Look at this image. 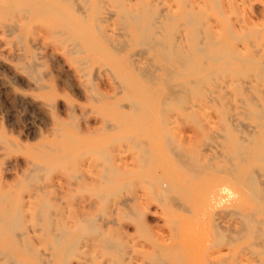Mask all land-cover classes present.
Returning a JSON list of instances; mask_svg holds the SVG:
<instances>
[{"label":"rangeland","instance_id":"1","mask_svg":"<svg viewBox=\"0 0 264 264\" xmlns=\"http://www.w3.org/2000/svg\"><path fill=\"white\" fill-rule=\"evenodd\" d=\"M216 1L0 0V264H264V0Z\"/></svg>","mask_w":264,"mask_h":264},{"label":"bare ground","instance_id":"2","mask_svg":"<svg viewBox=\"0 0 264 264\" xmlns=\"http://www.w3.org/2000/svg\"><path fill=\"white\" fill-rule=\"evenodd\" d=\"M215 2H217V1L215 0ZM152 5H153V4H152ZM216 6H217V4H216ZM148 12H150V11H148ZM126 13H127V11H126ZM129 13H131V12H129ZM129 13H128L127 15H128V17L131 19V17L129 16V15H131V14H129ZM146 14H147V13H146ZM150 14H151V13H150ZM161 14H162V13H161ZM139 15L141 16V13H139ZM131 16H132V15H131ZM133 16L135 17L136 14H134ZM133 16H132V17H133ZM150 16H151V15H150ZM136 18H138V15H137ZM140 18H141V17H140ZM167 18H168V17H167ZM189 18H190V17H189ZM132 19H134V18H132ZM169 19H170V18H169ZM192 19H194V18H192ZM140 20H141V19H140ZM144 20H145V19H144ZM152 20H153V19H152ZM154 20H155V19H154ZM186 20H187V19H186ZM155 21H156V20H155ZM192 21H194V20H191V22H192ZM137 22H138V20L136 21V23H137ZM139 22H140V21H139ZM157 22H158V21H157ZM157 22H156V23H157ZM164 22H165V21H164ZM187 22L191 23L190 20L187 21ZM147 23H148V22H147ZM152 23L155 24L153 21H152ZM158 23H159V22H158ZM160 23H161V22H160ZM124 24H125V23H124ZM126 24H128V23H126ZM139 24H140V23H139ZM150 25H152V24H150ZM156 25H157V24H156ZM195 25H196V24H195ZM195 25H194V26H195ZM127 26H128V25H127ZM139 26H140V25H139ZM152 26H153V25H152ZM160 26H161V25H160ZM196 26H198V25H196ZM153 27H154V26H153ZM155 28L158 29L157 26H156ZM138 29H140V27H138ZM201 29H203V28H201ZM146 30H147V28H146ZM154 31H155V30H153V33H154ZM198 32H199V31H198ZM148 33H149V32H148ZM148 33H147V34H148ZM161 33H162V32H161ZM247 33H248V32H247ZM166 34H167V33H166ZM201 34H202V33H201ZM151 35H153V34H151ZM251 35H252V34H251ZM149 36H150V35H149ZM163 36H164V35H163ZM200 36H201V35H200ZM145 37H146V36H145ZM150 37H151V36H150ZM143 38H144V37H143ZM153 38H154V37H153ZM158 38H159V37H158ZM162 38H163V37H162ZM139 39H140V38H139ZM159 39H160V38H159ZM144 40L146 41V38H145ZM152 40H153V39H152ZM156 40H157V39H156ZM197 40H198V39H197ZM209 40H211V39L209 38ZM158 41H162V40L160 39V40H158ZM151 42H152V41H151ZM163 42H164V41H163ZM208 42H209V41H208ZM212 42L215 43L214 41H212ZM216 42H217V41H216ZM143 43H144V41H143ZM164 43H165V42H164ZM197 43H198V42H197ZM151 44H152V43H151ZM198 44H200V43H198ZM141 45H142V44H141ZM153 45H156V44H153ZM157 45H158V44H157ZM166 45H167V44H166ZM166 45L163 44V46H166ZM149 46H150V45H149ZM159 46H160V45H159ZM202 46H203V44H202ZM174 47H176V45L173 46V49H174ZM151 48H152V47H151ZM198 48L202 49L201 47H198ZM203 49H204V48H203ZM208 49H209V48H208ZM210 49H211V48H210ZM168 50H169V49H168ZM168 50H167V51H168ZM204 50H207V48L204 49ZM204 50H203L202 52H205ZM168 52H169V51H168ZM174 52H175V50H174ZM199 52H200V51H199ZM206 52H207V51H206ZM210 52H211V50H210ZM212 52H213V51H212ZM219 52H221V51H219ZM219 52H218V53H219ZM200 53H201V52H200ZM169 54H170V53H168V55H169ZM202 54H203V53H202ZM213 54L215 55L214 52H213ZM165 55L167 56V54H165ZM165 55H164V56H165ZM172 55H173V54H172ZM216 55H217V54H216ZM223 55H224V53H223ZM204 56H205V55H204ZM211 56L213 57V55H211ZM211 56H209V57H208V56H205V57L212 58ZM219 56H220V59L223 58V57L221 58V55H219ZM225 56H226V55H225ZM226 57H227V56H226ZM168 58H170V57H168ZM168 58H166V59H168ZM182 58H183V57H182ZM184 58H185V57H184ZM164 59H165V58H164ZM187 59H188V58H187ZM226 59H227V58H226ZM183 60H186V59H183ZM214 60L217 61V59H214ZM167 61H169V60H167ZM176 62H177V61H176ZM184 62H185V61H184ZM186 62H187V60H186ZM225 62H226V61H225ZM252 62H253V60H252ZM168 64H169V63H168ZM171 64H172V63H171ZM34 65L36 66V64H34ZM31 67H32V66H31ZM168 67H169V66H168ZM32 70H33V69H32ZM215 70H216V69H215ZM215 70H214V71H215ZM220 70H221V69H220ZM221 71H222V73H223V71L225 72L226 70L224 69V70H221ZM217 72H218V71H217ZM217 72H216V74H217ZM261 73H262V71H261ZM33 74H34V73H33ZM240 77H241V76H240ZM247 77H248V76H247ZM260 77H261V76H260ZM32 78H33V77H32ZM37 79H38V78H37ZM200 79H201V78H200ZM35 80H36V79H35ZM201 80H203V79H201ZM194 82H196V81H194ZM201 82H202V81H201ZM201 82H199V81L196 82V85L198 86V84L201 83ZM186 85H187V84H186ZM194 85H195V84H194ZM196 85H195V87L197 88ZM199 85H200V84H199ZM180 86H181V85H180ZM182 86H183V85H182ZM184 86H185V85H184ZM184 86H183V89H184ZM178 87H179V86H178ZM187 88H188V87H187ZM192 90H193V88H192ZM181 91H182V89H181ZM180 94H181V93H180ZM180 94H179V95H180ZM190 95H191V94H190ZM172 96H174V95H172ZM169 97H170V96H169ZM181 97H182V96H180V98H181ZM183 97H184V95H183ZM185 97H186V96H185ZM169 99H170V98H169ZM174 99H175V98H174ZM177 99H178V98H177ZM174 101H175V100H174ZM181 101H182V100H181ZM181 101H180V102H181ZM250 101H251L250 103L252 104V101H253V100L250 99ZM180 102H178V104L181 106ZM254 104H255V103H254ZM174 105H176V104H174ZM255 106H256V105H255ZM263 107H264V106H263ZM245 110H246L247 112H250L251 116H253V119L255 118L256 123H257V126H258V127L260 126V128H259L260 131L258 130V133H263V132H264V131H263V130H264V108L250 109V110H247V109L245 108ZM229 118H230V117H229ZM234 119H235V118H234ZM234 119H231V120H234ZM231 120L228 119L229 123L234 122V121H231ZM236 120H237V121H236ZM236 120H235V121H236L235 124L238 123L237 125H239V122H240V121H238L237 118H236ZM230 121H231V122H230ZM231 124H232V123H231ZM235 124H234V125H235ZM240 124H242V123H240ZM234 125H233V126H234ZM233 126H232V128H233ZM243 127H244V126H243ZM243 127H240V125H239V128H243ZM232 128H231V129H232ZM261 128H262V130H261ZM227 129H229V128H227ZM236 129H238V126H237ZM236 129H235V130L232 129V131L236 132V131L239 130V129H238V130H236ZM243 129H245V128H243ZM240 130H241V129H240ZM227 131H228V130L225 131L226 134H227V133L230 134L231 130H229V132H227ZM241 131H242V130H241ZM234 132H233V133H234ZM238 132H240V131H238ZM238 132H237V134H238ZM242 132H243V131H242ZM233 133H232V134H233ZM240 133H241V132H240ZM229 134L226 135L227 138H228ZM238 135L240 136V137H239V136H238V137L241 138V136L243 135V133H242L241 135H240V134H238ZM235 136H236V134L234 133V136L232 135V137H231V135H230L229 138H230V140L232 141V140H233V137H234L235 140H233V141H234V142L237 141L236 146H234V145L232 144L234 150H233V148L230 146V147H231V151L233 150V152H234V156L237 158V160H238L243 154H245V153H246L247 156H248V155H251L252 150H250L251 152H250L249 150H248L249 152L247 151V148L250 147V146H246V145L248 144L249 141H248V140H247L248 142H247V141H244V139H245L244 137H242L243 140H242V138H241L240 140H238V139H237L238 137L235 138ZM231 138H232V139H231ZM227 141L229 142V140H227ZM263 141H264V140H263ZM246 142H247V143H246ZM261 144H262V146L260 145V146H261V148H260L261 150H259V152L256 151L257 154L259 153L258 157H256V158H258V159H255V160H258V161L261 162V166H253L254 169H257V167H258V169L256 170L257 172H254L255 170H254V169H251V167H250L251 172L254 170V171H253L254 173H253L252 175H250V176H251V177H249L250 179H248L247 176H246V177H247V180L249 181L248 183H250V184L253 185V186H252V189H253L254 192L256 193V195H257V197H258V200H261L260 202L263 203V202H264V143H261ZM248 145H249V144H248ZM260 146H259V147H260ZM230 147H229V148H230ZM248 149H250V148H248ZM251 149H252V148H251ZM229 153H230V152H229ZM147 154H148V153H147ZM230 155H233V154L230 153ZM147 156H148V155H147ZM149 156H150V155H149ZM230 157H233V156H230ZM243 157L245 158V156H242V158H243ZM248 157H249V156H248ZM147 158H149V157H147ZM236 158H235V159H236ZM246 158H247V157H246ZM240 159H241V158H240ZM240 159L238 160V162L240 161ZM231 160H234V159L232 158ZM255 160H254V161H255ZM150 161H151V160H150ZM258 161H255V162H258ZM231 162H232V161H231ZM243 162H244V161H243ZM239 163H240V162H239ZM244 163H245V162H244ZM244 163H242V164L240 163V164L243 165ZM247 163H248V162H246V164H247ZM245 166H246V165H245ZM247 166H248V165H247ZM239 167H241V166H239ZM242 167H243V166H242ZM242 167H241V168H242ZM260 167H261V169H259ZM246 169H247V168H246ZM243 170H244V169H243ZM259 170H260V172L258 173ZM248 172H250V171H248ZM246 183H247V182H246ZM246 183H245V184H246ZM167 185L169 186V184H167ZM167 185H165V186H167ZM249 186H250V185H249ZM171 187H172V186H171ZM250 189H251V188H250ZM166 191H168V190H166ZM249 191H250V190H249ZM251 192H253V191H251ZM255 193H254V194H255ZM250 194H252V193H250ZM257 197H254V198H255L254 200H256ZM256 202L258 203L257 200H256ZM257 205H259V203L256 204V208L258 207ZM259 208H260V207H259ZM258 211H259V214H260V212H261L260 209H258ZM262 211H264V210H262ZM263 213H264V212H263ZM255 214H256V213H255ZM256 215H257V214H256ZM256 215H255V216H256ZM261 215H262V214H261ZM246 216H247V215H246ZM246 216H245V217H246ZM253 216H254V215H253ZM256 217H257V216H256ZM256 217H255V218H256ZM260 217H261V216H260ZM260 217L258 216L257 218L259 219ZM253 218H254V217H253ZM249 219H250V218H247L246 221H248ZM250 220H252V216H251V219H250ZM255 220H256V219H255ZM246 221H245V223H246V226H247L248 223H247ZM257 221H258V220H257ZM250 222L252 223V226H253V222H255V221L252 220V221H250ZM251 223H250V224H251ZM257 223H258V222H257ZM261 223H262V224H260V226L262 225V227H263V224H264V220H263V219H262V222H261ZM250 224H249V225H250ZM8 225H9V224H8ZM10 225H13V224L11 223ZM14 225H15V224H14ZM93 225H94V224H93ZM249 225L247 226L248 228H249ZM256 225H258V224H256ZM95 226H96V225H95ZM86 228H87V227H86ZM94 228H95V227H94ZM256 229H258V228H256ZM256 229H255V231L257 232L258 230H256ZM219 230H220V229H219ZM259 230H261L262 232L264 231V229L262 230L261 227L259 228ZM255 231H254V232H255ZM242 232H243V230H242ZM249 232H251V233L253 234V231H249ZM64 233H65V232H64ZM66 233H67V232H66ZM58 234H59V233H58ZM225 234H226V233H224L223 235H224V236L228 235V234H226V235H225ZM229 234H230V233H229ZM258 234H260V235L258 236ZM261 234H262V233H261L260 231H258L257 235H256V234H254V235L256 236V239H257V238H259V237L261 236ZM233 235H234V234H233ZM236 235H237V234H236ZM58 236H59V235H58ZM217 236H218V235H217ZM229 236H230V235H229ZM251 237H252V236H251ZM261 237H263V235H262ZM261 237H260V238H261ZM58 238H59V237H58ZM58 238H57V239H58ZM61 238H62V237H61ZM230 238H232V237L230 236ZM236 238H237V237H236ZM241 238H242V237H241ZM260 238H259V239H260ZM237 239H238V238H237ZM259 239H258V240H259ZM58 240H59V239H58ZM234 240H235V239H234ZM249 240H250V239H249ZM220 241H223V240L220 239ZM223 242H225V241H223ZM223 242H222V243H223ZM72 243H73V242H72ZM233 243H234V242H233ZM72 246L74 247L75 244L73 243ZM72 246L70 245V247H72ZM73 247H72V248H73ZM67 248H68V247H67ZM74 248H75V247H74ZM74 248H73V249H74ZM68 249H69V248H68ZM220 255H221V254H220ZM222 258H223V257H222ZM216 262H218V261H216Z\"/></svg>","mask_w":264,"mask_h":264}]
</instances>
